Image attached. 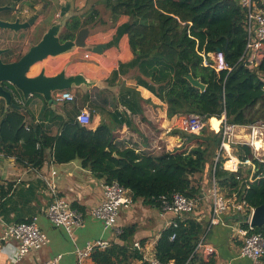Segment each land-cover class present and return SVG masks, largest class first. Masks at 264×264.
Instances as JSON below:
<instances>
[{
    "label": "trees",
    "instance_id": "obj_1",
    "mask_svg": "<svg viewBox=\"0 0 264 264\" xmlns=\"http://www.w3.org/2000/svg\"><path fill=\"white\" fill-rule=\"evenodd\" d=\"M101 3L116 22L112 44L113 40L118 43L127 37L132 53L131 60L121 63L107 82L114 84L130 70L137 75L129 78L128 83L125 81L120 89L117 100L125 108L122 115L117 113L115 104L113 112L107 111L106 106L112 104L108 96L101 100L104 103L101 107L88 93L78 92V96H82L83 103H91L93 110L100 108L111 114L115 121L121 115L123 122L128 123V133L122 135V125L114 129L105 122L95 130L82 126L76 120L82 108L74 119L63 123L57 136L46 135L40 126L27 130L26 114L17 101L19 92L4 84L13 92V102L21 108L0 107V153L33 168L42 167L48 151L53 152L54 162L58 164L80 159L84 168L99 179L118 182L132 191L133 201L142 199L152 206L159 207L161 197L174 193L196 197L199 187L195 176L202 174L210 159L216 157L222 130H204L200 135L176 130L173 134L195 145L188 149L189 145L183 142L181 147L170 151L160 140L163 132L160 114L166 113L172 120L179 115L220 120L225 115L227 122L234 125L264 121V79L259 76L261 73L264 78V56L257 69L240 62L246 33L239 2L102 0ZM98 17L99 11L94 7L88 19L74 17L67 23L68 31L63 32L62 40H70ZM218 52L224 54L227 70L215 68L210 55ZM7 55L10 56L9 51L2 56L4 62ZM189 75L203 83L205 90L195 87L188 80ZM139 87L149 90L163 104L142 96ZM236 151L240 161H250L255 166L251 174L254 182L243 177L242 169L234 170L235 161L221 158L215 171L217 183L229 197L238 193L250 207H260L264 205V162L257 160L247 145L236 146ZM228 165L232 167L228 169ZM256 231L264 236V226ZM203 233L204 227L190 219L180 223L177 229L165 230L157 244L156 257L164 264H188L197 257L195 249ZM134 235V226L122 228L119 240L123 244L113 242L110 248L95 251L91 257L93 264H130L141 258L133 250Z\"/></svg>",
    "mask_w": 264,
    "mask_h": 264
},
{
    "label": "crops",
    "instance_id": "obj_2",
    "mask_svg": "<svg viewBox=\"0 0 264 264\" xmlns=\"http://www.w3.org/2000/svg\"><path fill=\"white\" fill-rule=\"evenodd\" d=\"M112 28L115 30L107 34H105V31H103L105 33L91 34L88 39L89 48H76L58 57H50L45 61L47 65L44 66H46L47 70L49 68L54 69V73L50 75H55L62 70H66L69 76L83 74L91 82L95 83V86L70 90L73 92L83 91V95L88 93L92 99H97L98 107L104 106L101 100L108 96L112 102V104H109L112 105V108L109 105L106 106L107 111L113 112L115 104L118 108L117 113L120 112L122 115L125 108L117 100L120 89L125 81L127 82L129 78L137 75V73L130 70L127 75L121 76L114 84L107 82L111 74L119 69L121 63H127L132 58L127 37H123L118 43L113 40L112 44L111 40L116 31L115 27L110 29ZM100 44L107 45V48L103 53L94 52L93 47ZM57 69L59 70L56 71ZM138 89L145 98L152 99L154 103H162L149 90L143 87ZM99 91H103V94H100ZM113 96L116 99H113ZM17 101L26 114V127L40 126L43 133L49 136L59 135L62 131L63 123L74 119L78 110L84 107L90 108L93 115L91 125L88 128L95 130L102 122H105L114 129L117 128V125H122V135L127 134L129 130L128 123L123 122L121 115H118V119L115 121L108 112H104L100 108L93 110L91 103H83L82 96H77L76 103L56 104L52 107L48 105L43 97L38 95L24 99L19 93ZM3 105L6 107L5 102L0 99V107ZM159 122L163 127L160 140L165 143L167 150L172 151L177 148V145H181L179 144L180 136L173 134L176 131L173 127L174 121L169 119L166 113L162 112ZM224 156L233 159L236 163L239 160L236 147L228 149ZM243 166H248L249 170L247 173L242 169ZM213 168L214 165L213 167L208 166L202 174L195 176L196 185L199 187L197 197L200 192L205 194V197L201 200L199 211L193 216L194 220L192 219L195 222L198 221L197 223L204 227V233L201 237L204 236L211 217L212 205L208 191L211 186ZM35 169L19 163L13 156H6L0 153V237L4 234L7 225L35 219L39 229L49 237L50 242L40 251L32 252L17 262V243L11 240H0V264H42L58 255L63 256L60 264H77L75 257L76 246L83 248L89 242L106 239L104 234L108 232L103 229L101 236H99L100 222L89 215L91 209L103 201L104 192L102 186L105 181L96 177L88 168H84L80 159L66 164L54 162L53 152L51 151H48L46 161L42 167ZM238 169H242L244 178L248 177L251 182H254L252 175L255 172V166L251 162L242 164L234 170ZM53 171L57 172L53 179L60 195L68 199L73 207L81 211L86 218L82 228L75 231V239H67L60 229L58 231L57 228L52 226L46 215V209L51 199L44 178H51ZM221 191L226 197H229L227 191ZM197 216L199 219H197ZM171 218L173 217L163 216L159 207L146 204L142 199L135 200L130 209H126L120 214L118 228L134 226L135 235L131 238L132 242H140L145 247L144 252L136 250L141 258L132 260L130 264H149L147 258L156 255L157 244ZM225 221L227 225L213 227L207 236V242L215 248L216 252L207 254L203 251L197 254V257L188 264H264V257L259 263H255L240 255L242 242L235 235L232 227L237 226L236 222H240L244 226L242 218L237 215H229ZM109 231L110 234L106 240L122 245L123 242L116 236V230ZM86 264H93L92 259L88 260Z\"/></svg>",
    "mask_w": 264,
    "mask_h": 264
},
{
    "label": "built area",
    "instance_id": "obj_3",
    "mask_svg": "<svg viewBox=\"0 0 264 264\" xmlns=\"http://www.w3.org/2000/svg\"><path fill=\"white\" fill-rule=\"evenodd\" d=\"M238 2L243 13V28L246 33V45L240 62H243L252 70L257 69L264 56V0H238ZM210 56L218 71L228 69L222 52L211 54ZM259 76L264 79L261 73H259ZM53 97L57 104L75 103L77 101V96L72 90L57 91ZM76 120L82 126L89 127L92 121L90 108H82L77 114ZM173 121L175 130L194 135L201 134L211 124V119L199 115H179ZM219 121V131L222 130V142L215 158L211 186L208 191L212 205L211 217L204 236L201 237L196 246L195 254H200L203 251L207 254L215 253V248L207 242L210 230L213 227L227 225L225 221L227 216L237 215L242 218V223L244 224L242 226L240 222H236L237 226L232 227L233 232L242 242L240 255L243 258L259 263L264 257V236L256 231V227L252 226L255 208L250 207L244 199L240 198L238 193H234L231 197H226L217 183L215 171L216 165L221 158L233 162V159L226 158L224 153L238 145L249 146L253 150L255 158L260 162H264V146L261 149H257L255 146L257 141H261L264 144V121L249 125H234L227 122L225 115ZM26 129L30 130L28 127ZM179 141L181 145L176 147L183 145L182 138ZM246 163H250V161L242 162L238 160L237 168ZM231 167L229 166L228 169ZM56 174L57 172L53 171L51 178H44L51 199L46 209V215L54 228H63L70 238L75 239V231L85 224V216L81 211L73 207L68 199L60 195L53 179ZM241 178L243 179V177H238V179ZM102 187L104 192L103 201L92 208L89 215L101 221L105 231L116 230V236L119 238L122 229L118 228V219L122 211L132 207L134 203L133 193L116 181L112 183L104 182ZM246 188H249V186L246 185ZM204 197V192H200L198 197L192 198L182 193H174L170 197H161L159 200L161 214L173 217L168 221L166 230L177 229L180 223L188 219L194 220L193 216L199 211L201 200ZM197 219H199L198 216ZM174 239L175 235H172L171 240ZM0 240H11L17 243V262L32 252L40 251L50 242L49 237L39 229L35 219L7 225ZM112 243V241L106 239H98L87 243L83 248L76 246L75 257L77 264H86L95 251L106 250L112 246ZM133 249L140 252L145 251V247L140 242H135ZM62 258V255H58L42 264H60ZM147 260L149 264H164L156 255L147 258Z\"/></svg>",
    "mask_w": 264,
    "mask_h": 264
},
{
    "label": "water",
    "instance_id": "obj_4",
    "mask_svg": "<svg viewBox=\"0 0 264 264\" xmlns=\"http://www.w3.org/2000/svg\"><path fill=\"white\" fill-rule=\"evenodd\" d=\"M48 8L45 4L42 10H39L27 22L22 23L20 19L14 22L0 20L1 30H12L19 32L34 26L39 17ZM8 7H0V13L7 11ZM70 9V5L62 9L61 15L64 17ZM64 26L62 22L51 25L50 29L45 33L41 41L31 47L29 51L23 55L19 60L14 62H4L2 56L6 54L9 49L0 48V99H2L6 108H21L13 102V92L8 90L4 84L12 85L24 99H29L31 96L38 95L48 103L49 106H54L57 103L54 100V93L57 91L70 90L73 88H91L95 83L91 82L83 74L67 75L66 70L55 75H47L46 70L43 69L40 74L30 76L31 69L50 57H58L68 53L76 48L87 49L90 47L88 39L90 37V28L84 27L80 29L74 40L62 41L61 29ZM107 45L100 44L93 47L96 53H103ZM188 80L202 91L205 90V85L198 80H195L191 75ZM252 226L261 228L264 226V205L255 208L252 217Z\"/></svg>",
    "mask_w": 264,
    "mask_h": 264
},
{
    "label": "rangeland",
    "instance_id": "obj_5",
    "mask_svg": "<svg viewBox=\"0 0 264 264\" xmlns=\"http://www.w3.org/2000/svg\"><path fill=\"white\" fill-rule=\"evenodd\" d=\"M6 1L7 0H0V4H4ZM101 1L102 0H21L20 2H16V3L14 2L13 6L15 13H13V15L11 16L12 20L18 17L16 19H21L24 20V22H27L31 17L35 15L36 11L42 10L45 4H48L49 8L45 11V13L41 17H39L36 24L27 32L15 34L12 31H3V30L0 31V48L9 49V54H10V56L8 55L4 56L5 61L14 62L17 61L20 56L22 57L23 55H25L31 47L37 45L41 41L45 33L50 29L51 25L54 24L55 22L57 23L62 22V24H64L65 26L66 22L73 16L80 17L82 20L88 19L89 14L93 7L99 11V17L94 23L90 24L89 26L91 31L90 35L97 34L98 32L107 31L111 27H115L116 22L113 20L110 11L105 8V6L101 3ZM66 5H70V11L66 13L64 18H61V12H62L61 8L63 6L65 7ZM64 26L62 27L60 32L61 36L62 33L64 32ZM45 61L35 65L30 71V76H36L40 74V72L43 69L46 70L47 75L54 73L53 68L51 69L49 68L47 70L46 66H44L47 65V62ZM58 70L59 69H57L56 71ZM77 93L78 92H74L76 96H78ZM80 93H83V91H81ZM114 98L115 97L113 96V99ZM205 130L218 132V129L217 130L213 129L211 124H209L208 127L205 128ZM183 142L185 145H189L188 149H190V147H193L195 145L193 141L190 143L186 139H184ZM262 145L264 146L263 143ZM214 163H215V157H212L210 159L209 166L213 167ZM242 169L245 171V173H247V171L249 170L248 166H243ZM99 222H100L99 236H101L104 229V225L101 221ZM57 230L59 231V229ZM60 231H62L65 234L67 239L70 238L63 228H61ZM105 232H108L104 234V236L107 239V237L110 234L109 233L110 231H105Z\"/></svg>",
    "mask_w": 264,
    "mask_h": 264
},
{
    "label": "flooded vegetation",
    "instance_id": "obj_6",
    "mask_svg": "<svg viewBox=\"0 0 264 264\" xmlns=\"http://www.w3.org/2000/svg\"><path fill=\"white\" fill-rule=\"evenodd\" d=\"M13 4H14V0H7L4 4H0V7H8L9 9L7 10V11H5V12H1L0 13V20H3V21H11V22H14L15 20H16V18H18V17H16V18H14L13 20L11 19L12 17V15H13V13H15L14 12V6H13ZM67 6V5H66ZM48 8H49V6H48ZM47 8V9H48ZM64 8V6L61 8V11H62V9ZM46 9V10H47ZM45 10V11H46ZM45 11H44V13H45ZM70 11V9L67 11V12H65V14L66 13H68ZM37 12V11H36ZM43 13V14H44ZM62 13V12H61ZM42 14V15H43ZM41 15V16H42ZM40 16V17H41ZM65 17V16H64ZM62 15H61V18H64ZM75 16H73V17H71L67 22H66V24H65V26H64V31H68V28L66 27V25H67V23L68 22H70L73 18H74ZM21 20V19H20ZM21 22L22 23H24V20H21ZM33 27V26H32ZM31 27V28H32ZM31 28H28V29H26V30H21V31H19V32H14V31H12V30H10V31H12V32H14L15 34H19V33H24V32H27V31H29ZM79 31V30H78ZM78 31L75 33V35H74V37L73 38H70V40H74L75 39V37H76V35H77V33H78ZM63 34V33H62ZM69 34H71L70 32H69ZM61 39H62V37H61ZM63 41V40H62ZM21 57V56H20ZM20 57H19V59H20ZM18 59V60H19Z\"/></svg>",
    "mask_w": 264,
    "mask_h": 264
},
{
    "label": "bare ground",
    "instance_id": "obj_7",
    "mask_svg": "<svg viewBox=\"0 0 264 264\" xmlns=\"http://www.w3.org/2000/svg\"><path fill=\"white\" fill-rule=\"evenodd\" d=\"M210 122H211L212 128H214V129H219L220 121H219L218 119H214V120L211 119ZM255 146L257 147V149H261V148L263 147L261 141H257V142L255 143Z\"/></svg>",
    "mask_w": 264,
    "mask_h": 264
}]
</instances>
